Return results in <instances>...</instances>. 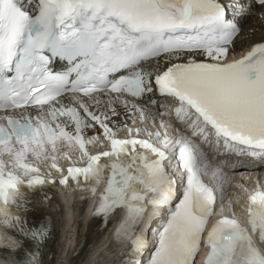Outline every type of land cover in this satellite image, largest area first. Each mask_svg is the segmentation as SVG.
<instances>
[{"label": "snow or ice", "instance_id": "snow-or-ice-1", "mask_svg": "<svg viewBox=\"0 0 264 264\" xmlns=\"http://www.w3.org/2000/svg\"><path fill=\"white\" fill-rule=\"evenodd\" d=\"M253 2L264 7V0ZM30 5L32 0L27 6L25 0H0V111L37 110L35 117H0V223L43 240L45 231L26 229L20 214L26 203L23 177H29L27 188L55 181L41 177L39 168L26 161L29 154L39 159L49 150L56 153L65 142L78 145L87 164L68 167L59 183L90 185L93 194L104 183L96 213L107 217L123 209L115 232L120 254L131 249L123 264H145L141 257L148 242L137 229L149 206L163 207L166 214L152 229L156 246L146 264H194L202 242L209 249L204 264H264V252L237 219L222 216L209 227L216 197L201 178L208 174L200 163L204 153L192 139L183 132L170 138V125L163 120V132L146 131L144 138L140 128L129 127L119 138L109 127L108 112L98 115L83 99L99 104L98 97L105 93L117 99L130 96L125 107L131 103L134 115L141 120L152 116L155 123L156 116L166 114L152 98L158 92L178 102L176 118L192 138L208 143L212 134L216 147L222 140L225 148L242 145L250 155L264 154V42L228 60L239 31L227 18L228 7L243 11L241 0H231L228 6L220 0H36L34 14ZM196 56L207 59L198 61ZM159 57L167 67H144ZM55 58L69 67L54 72L49 65ZM68 93L74 106L61 103ZM146 95L155 114L135 103ZM111 114L118 115L114 108ZM61 116L70 118L74 131L59 122ZM96 125L110 150L90 155L86 145L95 138L85 140L83 129ZM169 149L184 174L179 188L165 165L171 164ZM6 153L14 156L13 167L22 175L5 171ZM56 158L52 155V167L63 171ZM105 168H110L107 176ZM247 212L252 232L264 241V190L249 196ZM5 239L0 233V242ZM9 243L15 247L21 242Z\"/></svg>", "mask_w": 264, "mask_h": 264}, {"label": "bare ground", "instance_id": "bare-ground-1", "mask_svg": "<svg viewBox=\"0 0 264 264\" xmlns=\"http://www.w3.org/2000/svg\"><path fill=\"white\" fill-rule=\"evenodd\" d=\"M241 32L238 38L232 44V50L243 46L249 45L252 42L264 40V7L252 6L248 12L241 17L240 19ZM163 59V58H161ZM147 68H155L153 64H149ZM151 95V94H150ZM100 103L96 104L92 100H88L90 106L99 114L101 112L107 111L110 120L108 123L110 125H121L124 121L128 120L129 116L133 114L132 104L129 103L125 107V100L132 101V98L122 97L120 100H112L107 98L104 95L98 97ZM149 96L142 100H136L135 103L141 107H147L150 111L153 110V106L149 105L148 102ZM114 108L118 115H112L111 109ZM155 126V125H154ZM93 130H88V132H93ZM97 131V129H96ZM171 165V164H170ZM175 170V169H174ZM177 175V174H175ZM234 185V181H232ZM59 204L54 200H44L43 203H38L36 206L37 212L40 217H43L45 213H49V209H58ZM153 217V214L149 215V219ZM104 226L98 222H92L85 229L84 226L69 225V228L63 230L62 235L57 237V232L54 231L51 239L48 241L46 247L47 252L43 259V264H53L54 259H63L67 258V263L65 264H89L90 260L100 257L106 250L104 248L105 241H99L98 238L104 236V239H111L115 235L117 226L113 223L105 232L103 230ZM77 229V231H76ZM73 230L72 234H69V231ZM76 231V232H75ZM76 242L77 246H72ZM102 249V250H101ZM76 250V253L73 254V251ZM147 252V249L145 250ZM89 252L90 257L82 261L86 254ZM51 253V257L48 255ZM0 264H15L11 261L0 260Z\"/></svg>", "mask_w": 264, "mask_h": 264}]
</instances>
